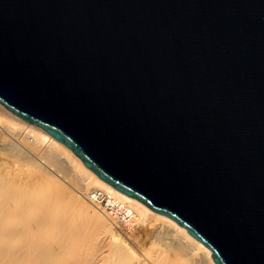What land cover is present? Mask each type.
I'll use <instances>...</instances> for the list:
<instances>
[{
    "label": "water",
    "instance_id": "water-1",
    "mask_svg": "<svg viewBox=\"0 0 264 264\" xmlns=\"http://www.w3.org/2000/svg\"><path fill=\"white\" fill-rule=\"evenodd\" d=\"M0 103L215 264H264V0H0Z\"/></svg>",
    "mask_w": 264,
    "mask_h": 264
},
{
    "label": "bare ground",
    "instance_id": "bare-ground-1",
    "mask_svg": "<svg viewBox=\"0 0 264 264\" xmlns=\"http://www.w3.org/2000/svg\"><path fill=\"white\" fill-rule=\"evenodd\" d=\"M2 151L16 160L0 165V264H28L29 256L41 248L37 246L35 224L27 220L28 211L33 204L43 209L49 202H61L60 196H64L65 208H76L88 220L87 225L94 227L89 228L94 230V236L76 244V264H215L211 251L184 227L98 178L69 148L0 103ZM19 161L32 167L35 174L20 179L16 172L23 163ZM73 176L81 185L70 189L65 184L62 188L58 177L68 178L70 183L74 182ZM26 183L52 187L53 195L48 199L34 196ZM95 191L101 192L102 202L91 199ZM134 226L140 230L135 231ZM151 226L157 227L151 230ZM13 233L24 241L11 259L10 251L19 243L12 242Z\"/></svg>",
    "mask_w": 264,
    "mask_h": 264
},
{
    "label": "rangeland",
    "instance_id": "rangeland-1",
    "mask_svg": "<svg viewBox=\"0 0 264 264\" xmlns=\"http://www.w3.org/2000/svg\"><path fill=\"white\" fill-rule=\"evenodd\" d=\"M12 158V155H8V153H5L4 151L0 152V165L4 163H7L9 165L12 160H16L15 158ZM21 162L23 164H21ZM19 163L21 165L16 173H20L18 174L21 177L20 179H23V177H28L29 179V176L35 174V170L32 167H28L23 161H19ZM68 176L72 178V173H70V175L68 174ZM62 178L63 177H58L59 183H61V185L63 186H60L62 188H64L65 184L66 187L69 186L68 188L70 189L75 187V184L76 186L81 185V182H78L79 178H76L75 176H73V178H75L74 182H72L73 180L70 181L71 184L73 183L72 185L68 182V178ZM28 179H25V182H27L26 180ZM61 179L63 183L60 181ZM28 185L30 184L26 183V186ZM34 187L36 189H34ZM34 187L33 185H30V188H27L30 190H34L30 191L34 196L41 195L42 197L45 196V198L48 199L47 197L50 198L53 195L51 194L52 187L49 188V186H45L44 184H39V186L34 185ZM60 197L61 202H59V200L52 201V204L49 202V205H47L48 207L43 209H41L36 204H33L29 209L30 211H28L27 220L35 224L37 246L41 247L40 250L37 249L38 251H36L33 256H29L28 264H76L75 247L77 242H85L87 241V239H89V237L94 236V230L89 229L94 227H90V224L87 225V223H89L88 220L81 214H79L76 208H65L62 200V197L64 196ZM60 197H57V199H59ZM92 206L94 207V205ZM6 220H8V218ZM154 227L151 226V230H153ZM134 228L135 231L136 228L137 230H140V227L138 228L137 226H134ZM120 229L121 232H124L123 234L125 235L126 231L123 230L121 226ZM88 233L89 235H87ZM12 237V242L18 241L19 243L15 248L11 249L9 255L11 259L14 257V255L17 254V252L21 248L22 242L24 241V239L21 238L22 236L18 235L17 233H13ZM152 252H154V249L152 250Z\"/></svg>",
    "mask_w": 264,
    "mask_h": 264
},
{
    "label": "built area",
    "instance_id": "built-area-1",
    "mask_svg": "<svg viewBox=\"0 0 264 264\" xmlns=\"http://www.w3.org/2000/svg\"><path fill=\"white\" fill-rule=\"evenodd\" d=\"M91 199L95 202H102V194L100 191H95L91 193Z\"/></svg>",
    "mask_w": 264,
    "mask_h": 264
}]
</instances>
